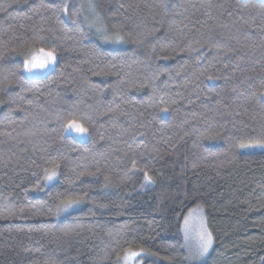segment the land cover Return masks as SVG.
Listing matches in <instances>:
<instances>
[{
	"label": "trees",
	"instance_id": "obj_1",
	"mask_svg": "<svg viewBox=\"0 0 264 264\" xmlns=\"http://www.w3.org/2000/svg\"><path fill=\"white\" fill-rule=\"evenodd\" d=\"M65 2L0 0V264H115L129 242L190 264L196 206L213 235L198 264H264V148L238 149L264 139V0ZM40 47L58 62L28 77Z\"/></svg>",
	"mask_w": 264,
	"mask_h": 264
},
{
	"label": "snow or ice",
	"instance_id": "obj_2",
	"mask_svg": "<svg viewBox=\"0 0 264 264\" xmlns=\"http://www.w3.org/2000/svg\"><path fill=\"white\" fill-rule=\"evenodd\" d=\"M71 5L66 2L61 8V12L65 15L68 14L69 8ZM74 14V13H73ZM105 40H114L115 42L123 41V37L119 34V32L113 33L112 35H105ZM58 62L57 60V50L55 48L46 49L44 47H40L38 49L33 48L30 50L28 55H25L23 61V70L26 73H34V72H44L50 66H55ZM14 75V74H13ZM209 79H213L209 77ZM262 97H264V91L260 93ZM161 111L167 112L169 109L164 108ZM64 132H68L69 130L75 131L79 135H84L89 132V129L84 126L77 119H70L64 125ZM261 147L264 148V139H257L254 141H250L248 143H241L238 145V149H251ZM48 167L43 169V176L41 179L37 180L36 187L39 189L41 180L43 183L47 184L49 181L54 180L59 175V169L61 167L60 163L54 159L47 160ZM136 162L133 161V171H135ZM91 175L92 173H88ZM35 175V174H34ZM85 175V173H80L76 179H79L80 176ZM144 179L147 183H152V177L144 172ZM69 183H73V181H69ZM88 196V193L85 192L83 194H67L63 198L59 199L55 206L54 215L59 216L62 212H67L69 209H74L76 206L80 205ZM99 207H106V205L101 204ZM193 210H189V214L184 217V223L182 225V231L184 232L185 242L189 243L190 241V221L192 219ZM132 242H129V247L123 249L121 255H118L116 258L115 264H137L139 259H143L145 257H157L158 261H168L171 264L172 257L164 256L160 257L157 252H150L148 249L144 247H139L138 249H134L131 246ZM213 244V235L208 230L206 224L203 220L200 221L199 230L196 234L195 245L189 243V261L190 264H198V262L209 252V249ZM264 259V257H262ZM155 264V262H154Z\"/></svg>",
	"mask_w": 264,
	"mask_h": 264
},
{
	"label": "rangeland",
	"instance_id": "obj_3",
	"mask_svg": "<svg viewBox=\"0 0 264 264\" xmlns=\"http://www.w3.org/2000/svg\"><path fill=\"white\" fill-rule=\"evenodd\" d=\"M104 35V34H103ZM105 35H106V33H105ZM104 35V36H105ZM109 35V34H108ZM110 35H112V34H110ZM30 53V51L28 52V54ZM27 54V55H28ZM25 58V57H24ZM51 67V66H50ZM48 70V69H47ZM46 70V71H47ZM46 71H44V72H34V73H31V74H29V73H26L25 71H24V73H25V75L26 76H28V77H36V76H41V75H43ZM68 133H71L72 135H74L75 137H77L79 140H85L86 139V134H84V135H79V134H77L75 131H72V130H69L68 131ZM260 149H262L261 147H257V148H251V149H243L242 151L243 152H250V151H258V150H260ZM56 179V178H55ZM55 179L54 180H52V181H49L47 184H45V187H47L48 185H50L51 183H53L54 181H55ZM77 207V206H76ZM75 209V208H74ZM73 209H69L67 212H62L60 215H59V217L61 216V215H65L66 213H68V212H70V211H72ZM191 210H193V212H192V219H191V221H190V241H189V243L190 244H192V245H195V238H196V234H197V232H198V230H199V226H200V221L201 220H203V222L206 224V220H205V213H204V209L202 208V206H196V207H194V208H192ZM189 214V212L186 214V215H188ZM183 223H184V219H183V221H182V224H181V234H182V237H183V240H184V243H185V245H186V248H187V253H188V260H189V243H186L185 242V238H184V232L182 231V225H183ZM207 226V225H206ZM212 248V247H211ZM211 248L209 249V252H210V250H211ZM208 252V253H209ZM207 253V254H208ZM207 254H205V256L203 257V258H201V260L200 261H202L205 257H206V255ZM137 264H144V260L143 259H139L138 261H137Z\"/></svg>",
	"mask_w": 264,
	"mask_h": 264
}]
</instances>
